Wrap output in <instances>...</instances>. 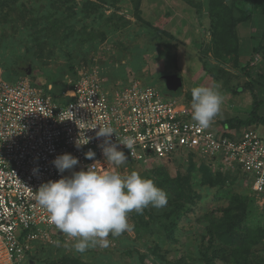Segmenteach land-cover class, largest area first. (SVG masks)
<instances>
[{
	"label": "rangeland",
	"instance_id": "rangeland-1",
	"mask_svg": "<svg viewBox=\"0 0 264 264\" xmlns=\"http://www.w3.org/2000/svg\"><path fill=\"white\" fill-rule=\"evenodd\" d=\"M192 67L206 74L203 84L166 91L163 76ZM83 76L109 93L147 82L191 112L194 87L219 86L211 125H257L263 140L249 115L256 105L264 118V0H0V82L28 81L66 104ZM116 170L153 180L167 206L130 213V231L83 254L53 232L22 264H264V194L238 169L181 151Z\"/></svg>",
	"mask_w": 264,
	"mask_h": 264
},
{
	"label": "built area",
	"instance_id": "built-area-1",
	"mask_svg": "<svg viewBox=\"0 0 264 264\" xmlns=\"http://www.w3.org/2000/svg\"><path fill=\"white\" fill-rule=\"evenodd\" d=\"M70 93L69 102L62 104L49 89L31 82H0V264H22L34 242L62 234L34 199L41 184L71 176L69 170L58 172L52 163L56 156L77 157L72 171L92 165L111 171L99 147L104 138L96 137L100 126L114 128L120 140H134L131 154L118 144L128 162L168 159L186 151L214 169H238L254 193L264 194V139L258 127L201 129L175 96H162L135 79L109 93L96 78L83 76L71 84ZM80 136L89 143L77 149ZM111 142L117 143L115 134ZM89 150L96 153L93 159L85 158Z\"/></svg>",
	"mask_w": 264,
	"mask_h": 264
},
{
	"label": "clouds",
	"instance_id": "clouds-1",
	"mask_svg": "<svg viewBox=\"0 0 264 264\" xmlns=\"http://www.w3.org/2000/svg\"><path fill=\"white\" fill-rule=\"evenodd\" d=\"M216 88L197 86L191 91V118L201 129L211 126L215 117L221 112L223 97ZM115 134L117 143L111 142ZM96 137H103L102 149L107 165L112 170L98 171L93 165L87 170L72 171L79 164L77 157L70 153L56 156L52 161L59 173L71 171V176H62L59 180L41 184L35 192L34 199L46 212L48 219L56 229L74 239L73 249L85 253L97 246L107 248L108 237H119L131 230L129 214H143L149 206L161 209L168 204L167 193L156 186L153 180L143 178L136 171L122 175L116 169L128 162L118 144L128 150L134 148V140H120L114 128L99 127ZM89 143V138H78L77 149ZM86 159H93L92 150L85 154ZM38 171V169L33 170ZM59 241L57 245L59 246Z\"/></svg>",
	"mask_w": 264,
	"mask_h": 264
},
{
	"label": "crops",
	"instance_id": "crops-1",
	"mask_svg": "<svg viewBox=\"0 0 264 264\" xmlns=\"http://www.w3.org/2000/svg\"><path fill=\"white\" fill-rule=\"evenodd\" d=\"M179 69H183V68L179 67ZM169 75L178 76L181 79V84H182L181 87H183V82L188 83V84H191V82H193V83L201 85L205 82V79H206V77H205L206 74L202 71V69L198 70V67H196L195 69H194V67H192V70L191 69L190 70L184 69L182 72L171 73Z\"/></svg>",
	"mask_w": 264,
	"mask_h": 264
},
{
	"label": "water",
	"instance_id": "water-1",
	"mask_svg": "<svg viewBox=\"0 0 264 264\" xmlns=\"http://www.w3.org/2000/svg\"><path fill=\"white\" fill-rule=\"evenodd\" d=\"M165 88L170 92H176L182 86L181 79L176 75H166L162 77Z\"/></svg>",
	"mask_w": 264,
	"mask_h": 264
},
{
	"label": "trees",
	"instance_id": "trees-1",
	"mask_svg": "<svg viewBox=\"0 0 264 264\" xmlns=\"http://www.w3.org/2000/svg\"><path fill=\"white\" fill-rule=\"evenodd\" d=\"M257 113H258V108L256 105H254L252 108V111L249 115V117H251L250 121L255 123V124H259L261 126H264V118H261L260 116H258ZM222 124L227 126V127H231V124L228 122H226V123L223 122Z\"/></svg>",
	"mask_w": 264,
	"mask_h": 264
}]
</instances>
